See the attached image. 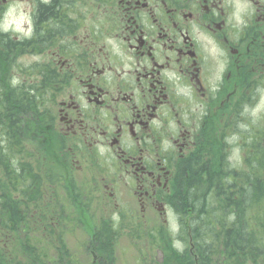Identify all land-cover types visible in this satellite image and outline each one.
<instances>
[{"label": "flooded vegetation", "instance_id": "1", "mask_svg": "<svg viewBox=\"0 0 264 264\" xmlns=\"http://www.w3.org/2000/svg\"><path fill=\"white\" fill-rule=\"evenodd\" d=\"M33 89L91 212L179 231L194 169L264 154V0H0V119Z\"/></svg>", "mask_w": 264, "mask_h": 264}, {"label": "trees", "instance_id": "2", "mask_svg": "<svg viewBox=\"0 0 264 264\" xmlns=\"http://www.w3.org/2000/svg\"><path fill=\"white\" fill-rule=\"evenodd\" d=\"M11 101L0 119V264H77L64 238L80 228L93 234L91 264H112L119 227L107 212L96 215V205L91 212V178L75 180L69 154L44 130L40 91ZM246 158L244 168L210 176L218 183L210 187L195 169L182 181L175 201L182 249L171 235L152 239L159 264H264V154Z\"/></svg>", "mask_w": 264, "mask_h": 264}, {"label": "rangeland", "instance_id": "3", "mask_svg": "<svg viewBox=\"0 0 264 264\" xmlns=\"http://www.w3.org/2000/svg\"><path fill=\"white\" fill-rule=\"evenodd\" d=\"M245 166L241 164L239 168H244ZM74 178L79 184L83 185L82 182L91 177H89L86 171H81L74 173ZM98 200L100 203H97L96 199L93 203L96 205V215L98 213L108 212L109 217L106 216V220L111 221L113 225L116 224L119 227V235L115 241L114 251L111 253L112 264H159L162 258L161 249L152 244V239H159V237L163 238L173 235L172 238L174 239L173 243L175 247L182 249V244L176 236L178 230L177 226L175 227V220H170V229H164L159 235H154L151 227L156 226L162 221L155 219L132 220L127 218L121 220V218L118 219L117 215H114V210H112L113 208L109 203L103 204L104 200L102 198ZM106 206L109 208V211L102 209V207ZM99 222L101 224L103 222L102 219H97V223ZM92 237L91 229L84 228L66 234L64 242L67 244L66 247L69 249L77 264H91L90 238ZM84 243L85 248L81 246Z\"/></svg>", "mask_w": 264, "mask_h": 264}, {"label": "bare ground", "instance_id": "4", "mask_svg": "<svg viewBox=\"0 0 264 264\" xmlns=\"http://www.w3.org/2000/svg\"><path fill=\"white\" fill-rule=\"evenodd\" d=\"M23 201V200H22Z\"/></svg>", "mask_w": 264, "mask_h": 264}]
</instances>
